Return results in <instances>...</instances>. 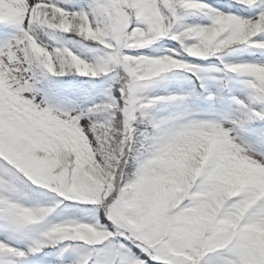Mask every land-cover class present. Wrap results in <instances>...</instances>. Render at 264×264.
I'll return each instance as SVG.
<instances>
[{
	"label": "snow or ice",
	"instance_id": "6c2138e0",
	"mask_svg": "<svg viewBox=\"0 0 264 264\" xmlns=\"http://www.w3.org/2000/svg\"><path fill=\"white\" fill-rule=\"evenodd\" d=\"M0 264H264V0H0Z\"/></svg>",
	"mask_w": 264,
	"mask_h": 264
}]
</instances>
